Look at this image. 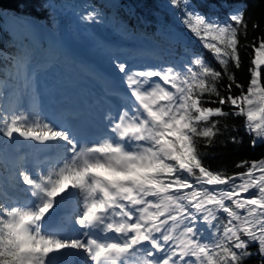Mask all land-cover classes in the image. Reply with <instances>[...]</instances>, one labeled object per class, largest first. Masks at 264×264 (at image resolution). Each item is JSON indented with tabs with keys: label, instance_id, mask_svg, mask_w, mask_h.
Wrapping results in <instances>:
<instances>
[{
	"label": "snow or ice",
	"instance_id": "1",
	"mask_svg": "<svg viewBox=\"0 0 264 264\" xmlns=\"http://www.w3.org/2000/svg\"><path fill=\"white\" fill-rule=\"evenodd\" d=\"M169 4L219 68L200 55L183 70L174 65L130 69L111 58L123 76L129 103L106 118L107 135L92 144L39 113L0 112V133L7 139L15 135L52 142L69 154L53 172H20L35 204H0V264H55L54 257L66 249L82 253L90 264H243L253 255V244L258 264H264V158L240 161L236 167L245 170L228 174L212 169L202 151L227 131L214 118L230 115L246 118L253 147L264 142V108H252L253 97L264 99V37L252 44L245 88L233 71L241 67L244 12L233 10L221 22L193 10L191 0ZM79 18L99 23L102 14L91 8ZM51 54H61L55 43ZM21 60L26 64L28 53L18 65ZM225 79L222 94L218 85ZM228 142L242 139L231 136ZM73 194L83 204L75 219L81 233L62 238L45 231L57 198ZM206 232L210 238H202ZM108 233L114 236L108 238Z\"/></svg>",
	"mask_w": 264,
	"mask_h": 264
},
{
	"label": "trees",
	"instance_id": "2",
	"mask_svg": "<svg viewBox=\"0 0 264 264\" xmlns=\"http://www.w3.org/2000/svg\"><path fill=\"white\" fill-rule=\"evenodd\" d=\"M168 2V3H167ZM91 8H96L102 14L99 23L82 22L79 24L88 31L90 37L99 42V46L105 52H112L119 38L136 37L141 41H147L159 47L160 55L154 52L149 57L155 63L162 66L174 65L178 70H183V65L200 55L207 63L219 68L193 35L180 23V13L173 9L169 0H0V112H21L22 105L18 99L21 91H31L34 87L32 78L27 72V63L22 60L18 65L17 60L26 53L22 50L20 40L15 34H10L4 27L5 19L17 22L26 30L24 20H37L50 28H60L62 25H71L72 17L78 16ZM191 8L209 17H218L221 22L227 20L233 10H242L247 22L246 36L241 33L239 37V52L241 67L233 69L238 82L247 87L249 81V67L253 58L252 44L264 37V0H191ZM71 17V18H70ZM258 24V27H253ZM78 25V23H77ZM107 33L112 44L101 43L102 34L94 30ZM73 30V28H71ZM13 37V38H12ZM26 37L27 45L31 44ZM17 41L20 47L14 42ZM28 47V60L31 59V51ZM127 49V53H130ZM147 52V51H146ZM231 67V65H230ZM228 81L222 80L218 88L222 90ZM234 95L239 90L233 87ZM254 111L264 108V99L259 95L253 97ZM215 106V105H212ZM225 111H229L226 106ZM220 120L221 128L227 127L223 135L217 136L212 146L202 151L206 152L205 162L214 170L224 169L228 174L239 173L244 168L236 167L240 161H259L264 158V142H257L253 147L250 144L252 136L245 130L244 116H228L214 118ZM231 136L242 139V143L228 142ZM11 148L9 139L0 133V193L5 194L4 176L15 175V167L5 160V152ZM15 180L23 184L22 179L16 175ZM256 190H251L255 192ZM247 195V194H245ZM223 215V214H221ZM206 232L202 238H210ZM253 255L245 259L243 264H258L260 257L255 254L256 245L249 249Z\"/></svg>",
	"mask_w": 264,
	"mask_h": 264
},
{
	"label": "rangeland",
	"instance_id": "3",
	"mask_svg": "<svg viewBox=\"0 0 264 264\" xmlns=\"http://www.w3.org/2000/svg\"><path fill=\"white\" fill-rule=\"evenodd\" d=\"M79 15L80 14H78V16ZM79 22H81L79 21V17L77 16L72 17V22H71L72 23L71 25H73V27L71 26V28H73L72 30L69 27V25H65V24L60 26V28L58 27L56 29V28L46 27L40 22H37L35 20H31V19L24 20L23 23L26 25V29H27L26 35L22 32L21 27L17 22L7 18L3 22V27L11 35L15 34L16 36L19 37L24 36L29 38L28 40L30 41L35 40V46L33 45V51L31 52L32 56H36L35 49L38 47L39 43L42 40L47 42L50 46H52L53 43H55L60 49L62 54L60 56L54 55L52 60L46 63L48 69L45 70L46 71L45 75H42L41 72L38 70L36 74H33L34 82L36 84L35 90L33 91V95L23 91L21 92L20 96H18V99H20L22 102L23 112L29 114L39 113L42 117L45 118V116L41 112V109L39 108L40 105L39 102L43 94L42 93L39 94L40 90L38 88L39 83L37 78H41V80H45L48 71L50 74L53 73L57 75L63 73L69 79L73 80L74 85L71 88L73 91H75V87L80 84H84L85 86H87L88 83L93 82V84H95L96 86L97 81L100 80L99 78L95 77V75L90 74L91 73L90 68L84 62L85 60L82 59L81 56L82 50H84L85 52L87 50V52L93 54L94 59H96L98 62L102 63L106 67H111L115 72V76H117V84H115L116 87H119L122 90L124 89V92H126L127 95H128V90L124 84L123 76L122 74H119L115 70V67L111 62V58H118L119 60L126 62L130 69H142L145 67L162 66L161 63H155L154 59L149 57V54L152 52H154L155 55L158 56L160 55L159 47L157 45H153L147 41H141L136 37H129V38L124 37V38H119V41L117 44H115V47L114 49H112V52L110 53L109 52L107 53L105 51L101 52L99 50L101 48L99 46L100 41H97L94 38L90 37L88 31L82 28L81 26L82 24L80 25ZM94 30L102 34L101 43L104 42L107 45L112 44V41L109 39V31L108 33L99 31L98 27L95 26H94ZM16 39H18V37H16ZM13 42L16 45L18 44L17 41L13 40ZM127 49L132 52L127 53ZM148 52L150 53L148 54ZM68 58L70 59V61L68 60ZM65 59L67 60V62L65 61ZM28 71L29 73H31L30 67L28 68ZM96 72L98 73V75L100 76L102 75L98 70H96ZM117 97L118 98L116 99L122 98V102L124 105L129 103V100H125L124 97L121 96H117ZM27 98L32 99L33 105H28V102H26ZM9 142L13 150L6 151L5 158H7V160H9L12 164H14L16 177L18 176L20 177L21 171H27L24 164V159H25L24 157L32 154H35L36 156L41 154L45 150L42 148V145L40 143L38 142L28 143V141H24L22 138L19 139V136H15V135L12 140H9ZM68 155L69 154L67 153V156ZM61 164L62 163L59 162L57 163L55 162L51 164V169H49V172L55 171L56 168ZM36 166H38V163L36 164ZM14 176H12V174L5 176L7 180L6 188L8 186L9 187L7 188V195H3V197L0 196V204L5 205L7 207L20 206L21 208H28L29 206H31V202L33 201V198L30 195L25 194V191H28L27 186L15 180ZM20 199H23V202L19 201ZM81 205L83 206L82 203ZM72 229L74 230V228Z\"/></svg>",
	"mask_w": 264,
	"mask_h": 264
},
{
	"label": "bare ground",
	"instance_id": "4",
	"mask_svg": "<svg viewBox=\"0 0 264 264\" xmlns=\"http://www.w3.org/2000/svg\"><path fill=\"white\" fill-rule=\"evenodd\" d=\"M24 34L26 35V33H24ZM16 37H18V39L20 40V44L21 45L23 43H27L26 42V39H25L26 37H24V36H22V37L21 36L20 37L19 36H16ZM29 42L31 43L30 40H29ZM43 42H45V41L42 40L39 43L38 47L35 49L36 56H32V55L30 56L31 57L30 61L31 62H36V66H38V71H40L42 75H45L46 74V71L45 70L48 69L46 63L49 62V61H51L54 55L51 54V46L47 42H45L46 45H44ZM34 43H35V41H34ZM31 45L32 44H30L29 46H31ZM34 46H35V44H34ZM45 47H47V49ZM29 50L32 52L33 51V46L30 47ZM88 67L91 70V73L90 74L95 75V77L99 78V80L101 81L103 75H101V76L98 75V73L96 72V70H98L100 72V74H102L103 71L101 72V70L98 69L97 67H95L94 65H92V63L91 64H88ZM36 78H37V76H36ZM37 80H38V83H39L38 84L39 90L44 89L41 86L42 85H45L46 82L45 81L44 82L39 81V78H37ZM45 80L48 81L49 84L47 86V89H45V93H44L43 99L44 100L50 99V104L53 103V100L56 97H57V99H59L58 102L59 101H63V104L66 103V102H68V101H70V100H75L77 102L78 100H80L82 98V95H88L89 92H91V96L90 97L91 98L93 97V99H95V98L99 99V97L101 95L103 96V92H105L106 93L105 94L106 97H110V95L112 96V95H115L116 94V95H119L121 97H124L125 100H129L128 95L126 94V92L117 89V87L115 85V83L117 82L116 79H110V78L107 79L106 78V80L109 83V85H107L106 83H104L103 80H102L103 83H101V85L97 84L98 86L106 87L105 91L104 90H99V87L96 88V86H95V84H93V82L88 83L87 86H85L84 84H80V85L76 86L75 87V91H73L71 88L74 85V81L71 80V79H69L63 73L57 75V74H53V73L50 74L49 71H48V74H47ZM105 84H106V86H105ZM49 90H50V92H49ZM40 93H41V91H40ZM83 100L85 102H88V99H85L84 98ZM26 102H28V105H33L32 99L27 98L26 99ZM94 102H95V100H94ZM105 104H106V107H107V111L108 110L110 111L111 108H112L111 107L112 106V103L109 102L107 99H105ZM45 112H46L45 115H46L47 120L51 121L52 124L55 125L58 129L59 128H65L68 131H70L72 134H74L76 132V129H75V126L73 125V119H74V117L77 118V117H79L81 115L82 109H81V107L79 105L75 109L74 113H65L63 111L62 112H59L58 109H56V111H51L50 109H46ZM86 112L84 113V115L86 114ZM107 114L108 113L106 112V116H108ZM110 115L111 116H115L116 113L115 114L110 113ZM61 116H69V117L71 116L72 119L69 121L70 124L67 125V126L66 125H60L61 123L59 121H57L56 118H59ZM83 122H85V121L83 120ZM19 139H20V137H19ZM32 142H34V141L28 140V143H32ZM41 145H42V148L45 149L42 152V156H43L42 157L43 158L42 161L43 162L44 161H47V164L49 166H47L45 168H42L39 171L37 169V166H36L37 163L34 161V164H32L31 173L38 172V173L47 174L49 172V169H51V164H53L55 162L56 163L57 162L62 163L67 158V152H66L65 146H63V145H56V144H54L52 142H47V143L41 144ZM51 156H54L55 157V160L54 161L51 160ZM40 161L41 160H39L38 162H40ZM46 171H48V172H46ZM19 201L23 202V199H20ZM71 203L75 206V211L73 213L71 212L70 217L75 222V219L79 217L78 216V213L81 214V211H82V208H83V206L81 205L82 201H81V199L77 195L73 194V196H71ZM34 204H35V201L33 200L31 202V205H34ZM59 208H60V211L62 212V215H64L66 213V208H61V207H59ZM59 208H54L53 207L52 209H59ZM71 209H69V211ZM57 224L63 226L62 228H63V230H65L66 235H67L68 234V231L67 230L70 229V225H72V220L71 219L70 220H67V222H64L63 221L62 223H60V220H59V221H57ZM69 236H71V235H69ZM60 237H62V236H60ZM72 255H76L79 258L81 257L82 264H86V261H87L86 257H84V255L82 253H80V252H78L76 250H73V249L63 250L58 256L55 257V260L56 259L61 260L63 264H70V263L72 264L73 263ZM70 258H72V259H70ZM79 258H78V260H79Z\"/></svg>",
	"mask_w": 264,
	"mask_h": 264
}]
</instances>
